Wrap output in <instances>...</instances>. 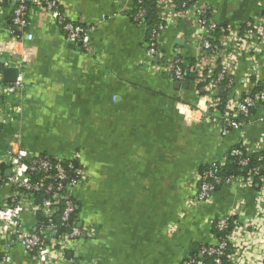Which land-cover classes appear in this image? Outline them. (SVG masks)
<instances>
[{
    "label": "crops",
    "instance_id": "1",
    "mask_svg": "<svg viewBox=\"0 0 264 264\" xmlns=\"http://www.w3.org/2000/svg\"><path fill=\"white\" fill-rule=\"evenodd\" d=\"M133 3L60 0L70 18L91 27L90 52L66 43L42 14L27 27L32 41L13 46L14 59L0 52L1 82L13 83L18 74L4 81L3 70L16 69L23 83L9 102L0 95V157L12 145L31 157L79 155L87 177L74 190L77 219L95 238L75 240L68 258L91 264H181L196 246L215 245L211 220L233 211L238 224L255 216L258 188L237 179L217 189L209 203L191 200L198 169L226 161L242 132L251 143L263 141L264 148V108L252 110L243 128L223 134L222 119L208 108L205 85L190 72L198 63L216 65L201 49L205 35L191 19L171 24L157 40L159 66H150L145 26L134 20ZM196 3L219 26L264 20V0ZM10 38L1 32L2 42ZM22 56L28 57L26 66L20 65ZM255 56L261 84L264 49ZM175 59L189 71L185 80L173 79L166 67ZM248 73L247 58L240 54L233 92L220 87L217 98L241 99L250 90ZM185 81L187 87L177 85ZM35 219L27 215L22 222L29 227ZM11 253L15 264H33L20 247Z\"/></svg>",
    "mask_w": 264,
    "mask_h": 264
},
{
    "label": "built area",
    "instance_id": "2",
    "mask_svg": "<svg viewBox=\"0 0 264 264\" xmlns=\"http://www.w3.org/2000/svg\"><path fill=\"white\" fill-rule=\"evenodd\" d=\"M11 0H0V34L7 31L11 40H0V52L11 53L14 59L13 46H22L33 39L27 30L32 17L46 16L63 36L66 43L90 52V34L92 29L80 19L70 18L60 6V0H16L12 8L7 4ZM137 11L134 20L145 26L147 64L159 66V35L171 24L180 19H191L196 22L201 37V49L204 54L214 56L216 65L195 64L190 72L194 81L205 86L208 108L212 115L218 113L224 124L223 134L230 129H240L251 119V111L264 108V83L258 82L256 54L264 49V20L249 19L236 28L215 24L207 10L196 3V0H155L158 22L153 26L145 23L146 10L143 0H134ZM4 17L2 18V16ZM14 52V53H13ZM244 55L248 62V79L250 90L241 99L229 97L223 110L216 92L221 87L224 92H233V69L236 57ZM20 65L26 66L28 57L22 56ZM10 58V62H11ZM9 60L5 65L9 66ZM173 79L185 80L187 72L180 60H171L167 64ZM248 82V81H247ZM23 87L21 71L15 81L6 84L0 80V95L7 102ZM251 90H254L251 92ZM21 98V96H16ZM215 113V114H214ZM242 131V130H241ZM240 131V132H241ZM232 148L237 165L246 169V176L222 178L217 174V167H223L225 161L212 163L211 168L197 171L196 187L192 204L209 203L217 189L237 179L243 186H256V214L250 219L264 218V155L261 152L263 141L256 144L245 138ZM254 156V157H253ZM256 164H251V158ZM87 177V169L79 155L68 160L50 157H31L24 149L10 146L6 155L0 157V264H15L12 249L22 248L33 264H91L67 257L75 240H92L95 233L79 226L76 216L74 190ZM7 189L6 192H2ZM33 216L35 221L25 227L23 216ZM235 211L226 216L211 220L210 226L221 233L215 235V245L202 246L198 253L200 259L186 256L181 264H236L239 229ZM249 220V219H248ZM245 220L244 222L248 221ZM243 222V223H244ZM257 222V220H255ZM242 223V224H243ZM262 224V223H261ZM264 227V224H263ZM205 256L210 262L201 260ZM241 257V256H239Z\"/></svg>",
    "mask_w": 264,
    "mask_h": 264
},
{
    "label": "rangeland",
    "instance_id": "3",
    "mask_svg": "<svg viewBox=\"0 0 264 264\" xmlns=\"http://www.w3.org/2000/svg\"><path fill=\"white\" fill-rule=\"evenodd\" d=\"M263 224L264 218L260 220L257 217L241 224L239 229L240 242L234 247V250L238 251L237 259H239L236 264H264Z\"/></svg>",
    "mask_w": 264,
    "mask_h": 264
},
{
    "label": "trees",
    "instance_id": "4",
    "mask_svg": "<svg viewBox=\"0 0 264 264\" xmlns=\"http://www.w3.org/2000/svg\"><path fill=\"white\" fill-rule=\"evenodd\" d=\"M154 2H155V0H154ZM133 4H134L133 13L135 14L136 11H137V6H136L135 2ZM143 6H144V8L146 10L145 23L148 26L155 25L158 22V18H157V15H156V7L154 8L152 6V1L151 0H143ZM253 91L254 90H251V92H253ZM219 99L221 101V104L219 106V110L222 111L224 106H225V97H219ZM261 154L264 155V151L261 152ZM253 157L251 158V164H256V162H255L256 160ZM234 159H235L234 156L229 154L227 156V160L225 161L223 167H217V169H218L217 174H219L222 178H227V177H230V176H233V177L243 176V177H245L246 176V169L240 167L239 165H237ZM209 168H211V164L208 165V166H201L198 169V171H205V170H208ZM76 216H77V210H76ZM210 229H211V233L214 236V238H215V235L216 236H221L222 235L221 233H218L214 229L213 226H210ZM205 246H207V245H205ZM200 247H202V246H200V245L196 246L189 255L193 256V257H196L197 259H200L199 253H198V250H199ZM201 260H204V261H206L208 263L210 262V259L206 258L205 256H203L201 258Z\"/></svg>",
    "mask_w": 264,
    "mask_h": 264
},
{
    "label": "water",
    "instance_id": "5",
    "mask_svg": "<svg viewBox=\"0 0 264 264\" xmlns=\"http://www.w3.org/2000/svg\"><path fill=\"white\" fill-rule=\"evenodd\" d=\"M18 71L16 69H5L3 70V80L12 82L14 81L15 77L17 76ZM178 86L187 87L188 82L185 81L183 83H177Z\"/></svg>",
    "mask_w": 264,
    "mask_h": 264
}]
</instances>
